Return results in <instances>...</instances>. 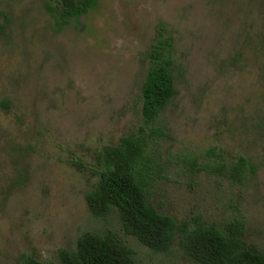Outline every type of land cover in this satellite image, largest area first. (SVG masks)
I'll return each instance as SVG.
<instances>
[{"label":"rangeland","instance_id":"1","mask_svg":"<svg viewBox=\"0 0 264 264\" xmlns=\"http://www.w3.org/2000/svg\"><path fill=\"white\" fill-rule=\"evenodd\" d=\"M60 11L58 0H0V264L22 253L57 263L84 232L115 234L138 264H200L177 240L149 249L116 212L94 217L84 199L103 147L142 125L159 38L171 45L175 93L161 112L165 134L149 145L151 205L220 227L242 214L246 243L264 253V0H98L79 16ZM211 149L255 170L237 184L194 171L217 162Z\"/></svg>","mask_w":264,"mask_h":264},{"label":"trees","instance_id":"2","mask_svg":"<svg viewBox=\"0 0 264 264\" xmlns=\"http://www.w3.org/2000/svg\"><path fill=\"white\" fill-rule=\"evenodd\" d=\"M58 1L63 19L84 14L98 2ZM170 47L161 38L154 44L152 55L157 66L147 74L141 88L142 125L118 144L103 147L96 185L84 194L88 211L94 217L116 212L123 230L155 252L167 251L177 240L184 252L200 264H264V253L244 239L246 220L242 214L220 227L202 221L198 215L177 221L151 205L149 187L153 180L154 154L149 145L165 134V125L160 123L161 112L175 93L174 76L164 60V55L171 52ZM208 155L217 156V162L199 168H194V156H186L184 162L196 172L223 175L234 184L244 179L247 170H255L243 157L228 165L213 149ZM57 256V263H44L34 253H22L18 264H138L132 248L111 232H84L73 248H61Z\"/></svg>","mask_w":264,"mask_h":264}]
</instances>
